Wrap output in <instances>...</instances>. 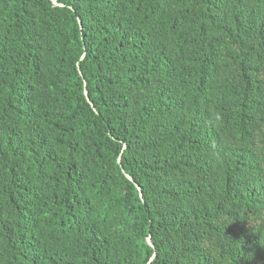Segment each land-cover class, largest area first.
<instances>
[{
  "label": "trees",
  "instance_id": "1",
  "mask_svg": "<svg viewBox=\"0 0 264 264\" xmlns=\"http://www.w3.org/2000/svg\"><path fill=\"white\" fill-rule=\"evenodd\" d=\"M57 1L0 0V264H264V0Z\"/></svg>",
  "mask_w": 264,
  "mask_h": 264
},
{
  "label": "water",
  "instance_id": "2",
  "mask_svg": "<svg viewBox=\"0 0 264 264\" xmlns=\"http://www.w3.org/2000/svg\"><path fill=\"white\" fill-rule=\"evenodd\" d=\"M53 4H54V5H61V3H59L57 0H53ZM80 73H81V72H80ZM85 95H86V97H87V100L90 101L86 91H85ZM125 174H126V176H127L128 178L131 179V177H130L127 173H125ZM137 187L139 188V186H137ZM146 241H147L151 246H153V243H152L151 238H150L149 236L147 237ZM154 255H155V252H154L153 255L151 256L150 260L153 259V256H154Z\"/></svg>",
  "mask_w": 264,
  "mask_h": 264
},
{
  "label": "clouds",
  "instance_id": "3",
  "mask_svg": "<svg viewBox=\"0 0 264 264\" xmlns=\"http://www.w3.org/2000/svg\"><path fill=\"white\" fill-rule=\"evenodd\" d=\"M152 241V240H151Z\"/></svg>",
  "mask_w": 264,
  "mask_h": 264
}]
</instances>
